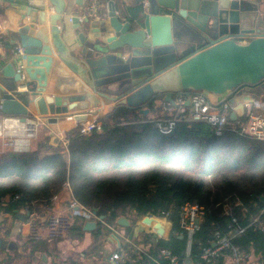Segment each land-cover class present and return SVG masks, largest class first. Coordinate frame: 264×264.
<instances>
[{
	"label": "trees",
	"instance_id": "16d2710c",
	"mask_svg": "<svg viewBox=\"0 0 264 264\" xmlns=\"http://www.w3.org/2000/svg\"><path fill=\"white\" fill-rule=\"evenodd\" d=\"M130 9L135 12L138 7ZM112 114L114 123L102 118L100 130L75 131L67 145L47 139L31 151L0 152V231L7 214L18 220L22 208L40 213L52 209L54 197L68 182L75 200L105 216L96 235L109 229L108 225L118 226L116 221L122 216L136 223L148 213L163 217L169 212V239H151L146 248L128 249L123 264H167L160 256L161 247H169L181 264L188 260L224 264L230 260L229 250L207 262L200 257L199 241H208L216 229L226 232L229 213L246 226L234 243L245 250L248 264H264V140L239 135L232 126L216 135L204 121L181 120L172 132L163 133L149 116L126 104L116 105ZM195 156L199 157L197 178L186 174ZM211 176L213 187L206 182ZM8 194L19 198L3 205L1 199ZM187 201L206 207L190 256L179 225V206ZM80 219V215L73 216L69 233L74 238L82 236ZM50 241H34L24 251L1 247L0 264H22L16 262L24 258L27 264H89L88 253L65 257L59 247H49ZM37 253L40 260L36 261Z\"/></svg>",
	"mask_w": 264,
	"mask_h": 264
},
{
	"label": "water",
	"instance_id": "95a60500",
	"mask_svg": "<svg viewBox=\"0 0 264 264\" xmlns=\"http://www.w3.org/2000/svg\"><path fill=\"white\" fill-rule=\"evenodd\" d=\"M135 1L138 7L135 12L124 6L120 15L115 3L110 1L108 17H101L98 25L91 28L84 24L89 18L84 22L79 11L72 13V27L84 47L77 56L84 67L80 69L79 64H74L72 69L86 76L92 87V92L85 93L89 101L83 104L74 100L75 95L67 98L44 95L53 66L52 50L46 42V33H31L34 22L21 26L12 42L21 46L24 54L17 56L13 52L8 62L0 64L5 79V84L0 83V111L20 115L26 120L31 112L20 96L33 95L37 98L39 113L49 116L51 123H57L60 116L69 113L70 107L77 106L84 112L70 118L86 119L87 110L99 104L96 93L114 100L116 105L126 104L147 114L149 109L142 105L158 96H165L167 102L177 105L173 98L175 94L183 98L191 94L190 88L218 89L225 81L246 73L253 75L252 81L238 83L236 87L243 85L238 91L264 88V10L258 1ZM83 3L84 0H75L78 6ZM66 9L65 0H59L51 20L55 33L60 30L57 22L66 23ZM54 43L62 51L57 39ZM18 60L23 64L20 70L16 67ZM78 82L77 79L62 78L56 88L60 89L61 83L73 87ZM19 87H26L28 91H20ZM244 114V102H240L230 118L237 121ZM93 212L97 214L96 210ZM29 215L30 211L23 210L16 216L23 221ZM104 218L100 216V220ZM142 222L152 226L154 238L169 239L170 220L156 219L148 213ZM116 223L121 226L132 224L125 216L118 218ZM108 259L115 263L110 256Z\"/></svg>",
	"mask_w": 264,
	"mask_h": 264
},
{
	"label": "crops",
	"instance_id": "0c3cea01",
	"mask_svg": "<svg viewBox=\"0 0 264 264\" xmlns=\"http://www.w3.org/2000/svg\"><path fill=\"white\" fill-rule=\"evenodd\" d=\"M110 1H113L115 3L117 7V13L119 15L120 13H122V9L124 6L128 10H130V12H132L130 8H134L137 6L135 0H102V7L97 9V15H88L83 19L84 22H86L85 20L89 18L88 23H84L88 26V28H91L92 25H98V19H100L101 17H108V4ZM253 1H258L260 3V7L262 8V10H264V0ZM58 2L59 0H15L11 3H6L4 0H0V41L2 42V47H0V64L8 62L11 58L12 53L15 52L18 47L17 43L12 42L14 34L20 29L21 26L28 25L34 22L35 28L31 30V33L33 35L38 34L39 31L46 33V42L49 44L52 50L53 57V66L48 75L49 81L47 89L44 91V95L56 94L63 95L65 96V98L71 95H75L77 97L74 98V100H77V102L83 104L85 101H89V98L85 93L87 91L92 92V87L88 84L85 78L86 76L74 72L72 69V65L74 64H79L80 69L84 67V65L82 64V60L77 58L84 47L79 40L78 34L72 27L70 16L72 15V13H75V11H79L81 16H84V14L87 15V11L85 12L84 8L85 6H87L88 1L84 0L83 6H78L75 4V0H65L67 6V9L64 11L66 23H64L63 21L57 22L58 29L60 30L59 32L55 33L53 31V29L55 28L51 20L53 15L56 14V6ZM71 7H73V10H70ZM30 8H32L31 11H29ZM42 14L43 19L41 21L40 18ZM55 39L59 41L62 51H59V49L55 46ZM66 73L69 75V77ZM2 75L3 72H0V83L5 84V79ZM252 76L253 75L246 73L243 76H237L234 80L225 81L224 83L220 84L218 89L204 87L200 89L190 88L189 92H205L211 98V100L216 102L226 98L230 101L234 108L240 102H245L248 100L254 101L255 104L259 107L257 108V110L264 113V88L254 87L253 90L245 88L238 92L234 91L238 83L251 82ZM62 78L77 79V81H79V84L71 87L65 83H61L63 85H61L60 89H57L56 83ZM6 87L9 88L8 85ZM94 95L99 101V104L95 107H90L89 110H87V114H90L91 118H97L98 120L105 118L107 122L114 123L115 116L112 114V109L116 106V102L114 100L103 97L98 93ZM20 98L28 106L31 112L28 115L30 117L29 120L41 124L44 133V138L42 139V141H46L47 139L60 142L66 139L69 140V138L75 133L76 128L79 125L78 120L75 118H70V116H75L81 112H84V110H82L80 106L70 107L68 114L60 116L57 123H51L49 121V116H43L39 113L36 104V96L22 95L20 96ZM173 98L177 103L182 97L175 94ZM66 101L69 102L68 99H66ZM166 103L168 102L166 101L165 96H158L155 100H150L144 103L142 107L149 109V112L145 115L149 116V118L153 120L158 117H169L171 115L170 112L164 110V106ZM71 104L73 103H70V105ZM3 146V142L0 141V151L4 152L10 150L8 147H6V149L4 150ZM74 200L75 199L73 198L70 184L65 185L57 195V198L54 199L52 210L65 211L69 214H72L71 210L69 209V205L70 202ZM23 209L24 208H22L20 212H22ZM38 213L40 214V212ZM43 214L44 212L40 214L41 218L44 217ZM80 216L81 219L78 223L81 225L82 236L80 238H74L73 233H68V237H66L67 239L69 238L72 244L70 245V247H66L65 245V257L75 253L84 255L85 252L88 253L85 260L89 264H123L125 261H122L120 263H112L108 259V256H110L112 260V255L115 252L123 251L128 254V249L134 248L141 250L143 249V247L146 248L150 245L149 242L151 239H156L152 235V226L145 223L136 225L139 220H137L136 223H133L130 218H128L132 223L130 226L108 225L109 229H103L102 234L96 235L95 232L99 229L101 220H98L95 217L83 216L82 214H80ZM6 217V221H9L10 219L13 220V224L16 226L17 232V227L21 220H14L11 214H7ZM26 218L27 217H25V219ZM5 224L6 223L2 225V228L3 226H5ZM40 224L44 226L45 222L40 221ZM127 227H131V230L128 231ZM2 228L0 233L6 235L5 238H7L10 231H2ZM116 233H118L119 236ZM148 235H150L151 237L148 238ZM21 237L24 238L23 236ZM142 240L143 243L141 242ZM29 242L32 243L31 241ZM66 242L67 240H65V243ZM121 247L122 249L121 251H119ZM184 264L195 263L191 260H188ZM224 264L233 263L231 260H227Z\"/></svg>",
	"mask_w": 264,
	"mask_h": 264
},
{
	"label": "built area",
	"instance_id": "2783aa9c",
	"mask_svg": "<svg viewBox=\"0 0 264 264\" xmlns=\"http://www.w3.org/2000/svg\"><path fill=\"white\" fill-rule=\"evenodd\" d=\"M87 1V6L84 8L85 12L87 11V15H80L81 20L88 15H97V9L102 7V0ZM0 47H2L1 41ZM15 54L17 56L23 55L24 49L19 46ZM16 67L18 70L23 67L21 61H17ZM0 72H2L1 68ZM19 90L28 91L26 87H19ZM187 101H189V104H187ZM244 106V118L232 121L230 116L234 110V106L228 99L225 98L216 102L211 100L205 92H192L188 97L181 98L177 102V105H172L170 102L165 104L164 110L171 113L169 117H158L152 121L163 133L172 132L178 121L181 120L204 121L212 126L216 135L223 134L226 128L232 126V130L239 135L250 139L264 140V113L257 110L259 107L254 101H245ZM88 115L86 119L78 120L79 125L76 128V132L89 134L95 128L101 129L102 123L100 120L91 118L90 114ZM29 119L30 117H27L26 120H22V116L20 115H8L0 112V141L3 142L4 150L8 147L14 152L31 151L37 143L43 142L44 133L41 124ZM232 122H236V124L233 125ZM61 142L67 145L69 140H62ZM65 185H69V183L65 182ZM17 198H19V195L8 194L1 199V202L5 205L11 199ZM69 209L72 214L48 208L44 211L43 218H41L38 212L30 211V215L19 223L17 233L31 242L42 239H64L71 230L73 215L82 214L83 216L95 217L100 220V216L94 214L91 208L85 207L77 200L70 202ZM23 210L29 211L28 208H24ZM205 213L206 207L196 202L187 201L179 206V225L181 235H184L186 239L187 256L191 254L194 237L201 228ZM229 215L230 224L226 232L216 229L208 241H199L200 257L210 262L218 258L223 251L229 250L231 254L230 260L233 264H248L249 258L245 250L240 245L234 243V240L246 231V226L241 224L239 218L233 213H229ZM151 216L156 219L170 220L168 218L169 212H166L163 217H157L152 214ZM142 218L139 219L136 225L143 224ZM40 221H44L45 225L42 226ZM160 256L167 261V264H181L180 257L173 253L169 247H161ZM126 258L127 253L123 251L115 252L112 255V260L116 263L125 261Z\"/></svg>",
	"mask_w": 264,
	"mask_h": 264
},
{
	"label": "rangeland",
	"instance_id": "374dc122",
	"mask_svg": "<svg viewBox=\"0 0 264 264\" xmlns=\"http://www.w3.org/2000/svg\"><path fill=\"white\" fill-rule=\"evenodd\" d=\"M52 143L54 142V140L49 139ZM2 152V151H0ZM195 160L192 162L190 169L191 170H187L186 174L190 175L193 178H197L199 176L198 174V170L199 167L196 166L197 161L199 162V157L195 156ZM217 169H220L219 167ZM179 172H184L182 168L178 169ZM236 175L238 177V174H233ZM240 176V174H239ZM200 177V176H199ZM208 185H211L213 187L215 179L214 176L208 177L206 180ZM41 214V213H40ZM44 215V214H43ZM5 226H3V230L2 231H10L9 236L7 238H5L6 235H4L3 233H0V250L1 247H12V249H18L19 251H24L25 247H30L31 244L28 240L22 238L20 235L17 234L16 232V226L13 224V220L10 219L9 221L5 222ZM68 237V235H67ZM50 239V243H49V247H59L60 249H62L61 251L65 254V245L66 247H70V245L72 244V242L69 240V238L67 239ZM65 240H67V242L65 243ZM69 240V241H68ZM2 257V256H1ZM40 260V253H37L36 255V261ZM16 263H22V264H27L28 260L27 258H24L23 260H17Z\"/></svg>",
	"mask_w": 264,
	"mask_h": 264
}]
</instances>
